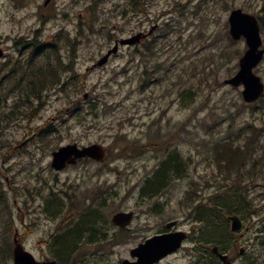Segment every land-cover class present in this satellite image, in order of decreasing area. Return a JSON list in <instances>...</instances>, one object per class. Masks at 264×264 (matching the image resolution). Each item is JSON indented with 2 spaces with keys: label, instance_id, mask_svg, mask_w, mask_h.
Instances as JSON below:
<instances>
[{
  "label": "rangeland",
  "instance_id": "rangeland-1",
  "mask_svg": "<svg viewBox=\"0 0 264 264\" xmlns=\"http://www.w3.org/2000/svg\"><path fill=\"white\" fill-rule=\"evenodd\" d=\"M45 1L0 0L5 52L0 114H9L0 122V264H14L16 233L37 261L121 264L131 259L132 249L174 221L189 239L162 264H211L213 247L202 238L204 226L196 210L226 188L249 194L255 205L243 231L234 236H241L236 250L227 253L234 264H264V96L248 105L243 87L225 84L237 74L247 49L245 40H230V13L242 9L264 21V0H141L144 11L132 10L129 0H53L46 8ZM51 11L76 13L68 23H80L78 14H83L82 45L70 71L63 73V86L49 90L40 101L31 99L23 109L21 92L10 91L23 85L1 70L12 64H4L8 59L20 57V39L39 42L38 29L47 36ZM61 20L59 15L60 27L65 24ZM153 28L144 44L121 47L104 67L93 68L114 40ZM260 31L264 49L262 23ZM146 71L152 73L144 76ZM254 72L264 83V59ZM21 109L26 116L14 119ZM251 138L259 143L255 164L250 161L242 174L218 168L213 154L217 143L230 140L245 146ZM69 144H100L109 153L103 164L80 162L54 171L52 153ZM148 145L157 149L144 150ZM176 154L183 176L168 179L156 196H145L146 181ZM57 200L65 209L52 217L46 213L48 202L53 208ZM92 200L109 241L86 243L89 236L81 234L84 244L65 263L49 237L61 225V234L79 228L90 212L69 206L81 209ZM117 212L134 213L129 230L111 224Z\"/></svg>",
  "mask_w": 264,
  "mask_h": 264
},
{
  "label": "trees",
  "instance_id": "trees-1",
  "mask_svg": "<svg viewBox=\"0 0 264 264\" xmlns=\"http://www.w3.org/2000/svg\"><path fill=\"white\" fill-rule=\"evenodd\" d=\"M129 1L132 4H130V8L132 10H142L144 4H139L141 0ZM259 20L262 24H264L262 17L259 16ZM230 40L233 42L231 37ZM151 47H154L152 43L151 46L147 47L148 52L151 51ZM56 49L57 48L55 47L52 48V50ZM138 53L142 54L143 52L138 51ZM52 61L53 59L49 58L48 62L44 64H38L36 63V61L28 63L23 61L16 62L15 64L5 65L1 70V72L3 73L5 71L8 72V74H6V77H9L10 80L16 81V79L18 78L17 76H19L23 77V80L30 81L29 84L25 85V87L21 86L18 88H10V91L19 90L21 92L20 95L23 99L22 101L24 102V104H22L20 108H27L28 104H30L31 99H34V101H40L44 97V94L49 90H55L58 89V87L60 88L63 86L61 78L63 76V73L69 72L70 65L65 64L63 58L60 56L55 62ZM151 73L146 71L144 72V76H147ZM141 81L145 83L146 80L145 78H143ZM23 109H21L22 111H19L15 115L14 119H22L26 116V113L23 111ZM6 117H9V114H0V122L2 121V118L4 119ZM235 145L233 141L228 140L225 142L217 143L213 148L214 162L220 170H224V173L237 171V174H242L247 164H250V161H252V164H255L257 162L255 155L258 151V139L257 141L252 138L249 139L246 142L245 146ZM143 149L153 151L156 150L157 147L148 145ZM85 161L91 162V160ZM181 163L182 162L181 160L179 161L177 154L170 156L169 160L164 162L161 168L156 171L157 174L155 173L156 176L154 177V179H148L146 181V185L144 184L145 186L142 189L143 194L148 198H150L151 196H156L161 190L165 188L166 181L168 179V181L171 182L173 178H175V180L181 178L183 176L182 171H184V169L181 167ZM226 189L217 192L213 196L211 195L208 200L209 204L198 206L199 208L201 207V209L198 208L196 211L197 220L200 221L204 226L202 230L203 240L206 242V244H211L212 246L218 247L219 251L223 253H227V251L232 249L236 250V242L241 237L239 236L238 238L234 239V236H237L234 235L230 229V222L228 220V217L230 215H238L244 221L247 217H250L249 214L253 211L254 205L253 199H249V194L238 193L230 190L226 191ZM196 190H193V192ZM49 204L50 205L46 210V213H48L52 217H55L57 214H61L65 208V206L59 203V200L56 201L53 208L51 207V201H49ZM102 206L103 205L99 207V212L101 211ZM74 207V205L71 206V208ZM84 208L86 210L89 208V218L82 222L79 225V228L77 227L76 229H73L72 232L68 234V237L63 236L62 238H60L55 245V248H58L61 261L65 263H67L70 252L74 248V245L80 238L81 234H83L84 236H89L88 240L91 241L104 240V238L101 237V234H103L101 229H105L106 227L103 226L101 221L98 222L99 216H97V207L93 205L92 202V205L90 204ZM74 231L78 233H74ZM260 239L261 247L263 250L262 252H260V254L262 257H264V237H261ZM210 254L212 257L211 264H219L220 262L218 257L215 256L212 251L210 252Z\"/></svg>",
  "mask_w": 264,
  "mask_h": 264
},
{
  "label": "water",
  "instance_id": "water-1",
  "mask_svg": "<svg viewBox=\"0 0 264 264\" xmlns=\"http://www.w3.org/2000/svg\"><path fill=\"white\" fill-rule=\"evenodd\" d=\"M230 35L234 40L245 39L247 50L239 61V71L225 83L234 87L243 86V99L247 103L258 101L264 93V83L261 78L254 73V69L264 58V49H262V38L258 19L252 15L243 12L241 9L233 10L229 17ZM142 35L139 34L130 39L121 40L122 45H135L140 43ZM1 44V40H0ZM118 45L107 53L97 64L103 66L109 57L117 53ZM3 57V50L0 49V58ZM106 157V149L102 145L94 144L85 147H79L77 144L63 146L52 155V168L62 171L68 165H75L81 159L89 158L98 162H103ZM133 220V213L120 212L113 216L112 222L121 228L128 227ZM232 232H238L243 228V222L238 216H230ZM175 223L168 225L171 228ZM185 233H172L168 235L155 236L145 244H141L132 251L133 257H138L137 263L124 261L123 264H155L162 258L178 250L182 242L186 239ZM214 254L218 255L222 264H233L228 255L220 254L217 248L213 249ZM244 251L241 250L243 255ZM15 264H38L33 255L25 251L23 246L16 241L14 248ZM49 264H55L51 262Z\"/></svg>",
  "mask_w": 264,
  "mask_h": 264
},
{
  "label": "flooded vegetation",
  "instance_id": "flooded-vegetation-1",
  "mask_svg": "<svg viewBox=\"0 0 264 264\" xmlns=\"http://www.w3.org/2000/svg\"><path fill=\"white\" fill-rule=\"evenodd\" d=\"M51 3H53V0H46L44 2V7L45 8L46 7H50L52 5ZM57 11H58V9H57ZM57 11H54V13L51 11L50 17H51V20L53 21V23H51L50 26L45 30V31H47L46 32L47 33V36L43 32H40V29L36 30L35 34H39V38H43V39L46 38L47 39L46 42L44 43V46H51V45H53L52 40H54L56 42L57 39L60 40L61 45L63 46V43H65V40H67V37L69 36V38L71 40L70 54H74L75 56H77L78 53L80 52V48L79 47L81 45V37H80L81 36V33H79V31H81V29H82L81 27L83 25V21H82L83 14H78V18H80V23H75L73 19L70 20V22L68 23V19L70 17H73L76 13L72 12L68 16L67 14H63L62 12L61 13H58ZM56 12L60 15V17L62 19L61 21L65 22L66 25L63 24L60 27V23L57 22V18L59 17V15ZM52 24H54L55 26H57L58 29L57 28H54V29L51 28ZM39 25L41 26V24H38V26ZM67 28L69 29L68 30L69 32H67ZM74 29H75V32L76 33L74 34V36H72L71 33H73V30ZM117 42L118 41L115 40L114 43H113V45L115 46L117 44ZM57 46H58V44H57ZM74 46H75V48H74ZM62 51L64 52L65 49H62ZM112 58H114V57H112ZM178 227H179V224L177 222L176 226L173 228V229H176L175 232L180 231V230H178ZM62 228H64V225H61L60 227L58 226V228L56 229V233L51 234V236L49 237V239H52L51 242H52L53 246L56 245L57 242H58V240L60 238H62L63 236H65L66 233H67V236L66 237H68L69 236L68 234L70 232H72V230H73V229H71V230H69L67 232H66V230H64L63 233H65V234H61ZM101 230L102 231H105V229H103V228ZM172 232H174V231H172V230L168 231L166 228H164L163 231L161 233H159V234L172 233ZM15 237H16V239H18V243H20L23 246V243H21V238L19 239V235L17 233L14 236V241H15ZM84 242H86V243H99V242H95V241L93 242L91 240H86V241L84 240ZM84 242H83V235H82V236H80V238L75 243L74 248L72 249L73 251L70 252V254L71 253L73 254L77 250V249L76 250H74V249L77 248L79 245H83ZM23 248H24V246H23ZM170 256L171 255L167 256L162 261H160L158 264H162L164 262V260L169 259ZM132 261H135V260L132 259ZM13 262H14V257H13ZM37 262H38V264H49L51 262H55V264H59L58 260H55V259L54 260H51L50 258H47L46 260H42V261H37ZM68 262H69V258L67 260V263ZM75 262H77L76 259H75ZM75 262L74 263L71 262V264H76Z\"/></svg>",
  "mask_w": 264,
  "mask_h": 264
},
{
  "label": "bare ground",
  "instance_id": "bare-ground-1",
  "mask_svg": "<svg viewBox=\"0 0 264 264\" xmlns=\"http://www.w3.org/2000/svg\"><path fill=\"white\" fill-rule=\"evenodd\" d=\"M71 250V249H70Z\"/></svg>",
  "mask_w": 264,
  "mask_h": 264
}]
</instances>
